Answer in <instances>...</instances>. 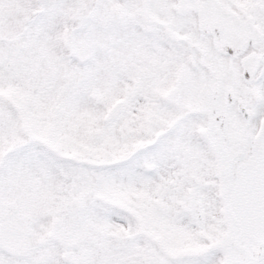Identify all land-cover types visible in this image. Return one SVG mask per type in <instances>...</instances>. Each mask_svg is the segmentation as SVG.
Here are the masks:
<instances>
[{
    "label": "snow or ice",
    "instance_id": "6c2138e0",
    "mask_svg": "<svg viewBox=\"0 0 264 264\" xmlns=\"http://www.w3.org/2000/svg\"><path fill=\"white\" fill-rule=\"evenodd\" d=\"M0 264H264V0H0Z\"/></svg>",
    "mask_w": 264,
    "mask_h": 264
}]
</instances>
